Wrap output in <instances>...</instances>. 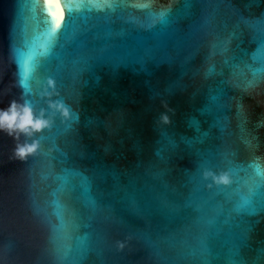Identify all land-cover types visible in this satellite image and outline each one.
<instances>
[{"label":"water","instance_id":"95a60500","mask_svg":"<svg viewBox=\"0 0 264 264\" xmlns=\"http://www.w3.org/2000/svg\"><path fill=\"white\" fill-rule=\"evenodd\" d=\"M61 4L0 0V264H264V0Z\"/></svg>","mask_w":264,"mask_h":264},{"label":"clouds","instance_id":"9594fccd","mask_svg":"<svg viewBox=\"0 0 264 264\" xmlns=\"http://www.w3.org/2000/svg\"><path fill=\"white\" fill-rule=\"evenodd\" d=\"M163 120L165 123L170 122L167 115H163ZM45 123L40 118L33 119L32 107L27 99H23L22 104L20 100L12 99L6 108H0V129L6 130L9 135H12L15 130H19V132L31 136L32 130L39 131ZM36 146L35 141L31 145H18L15 149L17 157L24 159L27 154L34 151Z\"/></svg>","mask_w":264,"mask_h":264},{"label":"snow or ice","instance_id":"6c2138e0","mask_svg":"<svg viewBox=\"0 0 264 264\" xmlns=\"http://www.w3.org/2000/svg\"><path fill=\"white\" fill-rule=\"evenodd\" d=\"M64 2H65V0H64ZM105 2H107V0H105ZM45 4L49 9V13H50V16L52 17L53 25L56 28H59L61 26L63 13L65 11L62 8L61 0H45ZM67 4L69 6V9H71L73 6H75V0H67ZM53 7L56 9L55 11H52ZM57 9H59V11H57ZM242 22L245 24H249L250 26L255 27L256 30H258L262 35H264V21H256V22L242 21ZM202 167H206V162ZM203 175L205 177H207V176L211 175V173L208 171H204ZM221 182H223L224 184L229 183L226 176L219 177V179L217 180V183L219 184ZM73 216H75V213H73ZM61 219L63 222V217ZM69 227H71V225H69ZM63 239L65 241L72 239L70 231L64 232ZM64 247H65V251H64V255L62 258L67 259L70 256L72 249H71V246L67 245V244ZM73 264H75V260H73Z\"/></svg>","mask_w":264,"mask_h":264}]
</instances>
